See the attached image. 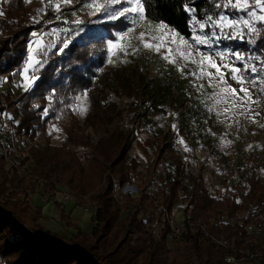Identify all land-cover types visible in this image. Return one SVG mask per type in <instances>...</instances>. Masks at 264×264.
I'll use <instances>...</instances> for the list:
<instances>
[{"label":"trees","instance_id":"obj_1","mask_svg":"<svg viewBox=\"0 0 264 264\" xmlns=\"http://www.w3.org/2000/svg\"><path fill=\"white\" fill-rule=\"evenodd\" d=\"M222 1L146 0L145 15L151 22L163 21L183 36L190 37L189 15L184 12L183 5H194L198 9L197 18L201 19L218 14L222 9L216 4H222ZM0 12L4 13L0 15V75L11 83L25 57V45L31 33L48 30L54 23L46 25L40 21L30 24L24 0H0ZM51 17L47 10L46 19ZM124 27L122 20L101 25L92 20L72 28L71 32L75 34L70 32L64 39L70 41L68 48L63 54H56L64 41L61 40L49 51L47 63L36 73L39 79L29 91L15 98L10 88L1 93L0 115L8 111L19 138L30 143L23 161L29 159L33 162L30 179L15 181L13 178L8 181L9 185H23L26 181V185L32 188L38 182L44 191L53 193L59 184L77 194L76 204L79 206L86 199L78 196L89 195L95 209L91 216L94 226L88 234L82 233L69 217L62 215L65 226L76 230L75 234L66 236L44 229L37 223L28 226L24 219L27 204L20 202V206L19 201H8L6 188L0 187L1 264H226L225 256L234 253L216 247L210 237L222 238L237 250L254 248L264 251V235L254 239L242 229L246 224L264 223V204L254 216L240 218L252 211L257 195L264 194V176L260 174L264 162L244 170L234 192L211 196L203 177L189 171L179 157L171 154L172 142L167 141L158 149L157 136L152 134L138 147L147 153L151 150L156 161L164 157L163 162L173 169L172 172L161 179L164 185L155 191L142 189L138 200L129 195H115L114 191H121L132 183L141 167L128 144L133 134L91 139L87 130L104 123L108 125L112 122L109 117L117 114L108 98L113 93L122 94L126 84L122 86L123 79L112 74L109 76L104 70V44L113 38V32ZM256 40L255 51L264 53V39ZM236 45L241 49L245 46L244 42L231 43L232 47ZM11 52L16 55L12 56ZM154 91L151 93L152 107L162 103L161 90ZM84 93H87L95 113L92 111L80 120L68 106ZM44 109H49L47 116L43 115ZM59 119L64 139L59 146H51L46 139V127L49 122ZM43 138L47 140L43 148L31 145ZM91 170L98 175L97 181L92 183L88 177ZM180 194L184 195L179 199ZM11 195L13 199L18 197V194L14 196L15 193ZM116 197L124 198V202ZM130 199L136 200L134 203L138 205ZM179 201L184 204L185 224L195 226L185 225L176 238L165 216L172 214L173 206ZM139 214L144 220L138 218ZM228 219L235 221L231 223ZM157 222L162 227L155 235L153 226ZM198 225L208 236L203 235V231L196 227ZM134 234L138 238L136 246H132ZM168 240L177 245L176 248L169 249Z\"/></svg>","mask_w":264,"mask_h":264},{"label":"rangeland","instance_id":"obj_2","mask_svg":"<svg viewBox=\"0 0 264 264\" xmlns=\"http://www.w3.org/2000/svg\"><path fill=\"white\" fill-rule=\"evenodd\" d=\"M88 2L89 0H81V3L74 2L71 5H64L62 0H51V6H49L47 2L42 4V0H24V6L29 12L28 22L30 24L35 23L34 20L36 19L44 21L46 25L54 23L48 30H43L41 32L35 31L38 34H43V42L50 46L49 51L55 48L61 40H64L70 34L72 28L81 26L72 23V21H75L77 18L84 21L82 26L92 20L97 25L113 24L118 20H122L125 23L124 29L118 32L113 30L115 31L113 32V38L106 40L104 44L106 52L104 70H107L109 76L112 74L123 79L124 83L122 86L126 84L122 94L117 95L113 93L108 98V101L115 106L117 114L109 117V120L112 122L108 125L104 123L96 128L87 130L91 139L105 138L108 136L120 137L119 134H127L129 132L133 134V139L128 144L131 146V153L137 156L141 167L138 174L133 178L132 183L125 185L121 191H114L115 195L117 197L120 196V194H123V196L129 195L131 199L138 200L142 189H144L145 192L151 190L155 191L158 187L164 185V181H161V179L172 172L173 169H171L166 162H163L164 157L156 161V155L152 153L151 150L147 153L143 152L138 147V144L142 145L148 135L152 134L157 136L156 146H158V149L163 143L167 141L172 142L171 154L175 155L176 158L179 157L187 165L189 171L195 174L199 173L203 177L205 187L208 189L211 196H217L218 194L222 196L223 194L234 192L239 185L240 174L244 170H249L252 167H256L261 162H264V95L259 97L261 101L259 107L256 105L252 106V114L260 112V115L255 117V122L247 116L238 114H229L231 115V119H226L224 108L227 107V105H216L212 111H209V107L212 105L213 101L208 99V95L213 92V89L205 87L203 90H199L192 87L191 81L193 78L191 76L184 78L181 73L176 70L175 65L169 64L166 60L162 59V56L165 55V49L174 47L171 43V38L167 40L162 39L160 41H148V37L145 36V41L150 43H161L164 46L161 47L159 53L152 49L144 48L135 37H139L141 32L149 31L147 25L151 21L148 19L139 21V23L135 25L134 31L127 32V30L132 27L129 21L134 18L133 16H129L128 21L122 18L113 21L99 13L90 15V10L84 7ZM98 2L103 3L104 0H98ZM226 2L227 0H223L222 4ZM57 3L61 4L62 10L60 12L55 11V5ZM125 6L127 5L125 4ZM41 8L44 9V12L38 13L37 10ZM47 10H49L53 16L50 19H46ZM111 10L112 9H109V11ZM225 10L229 11V13L227 12L224 14L232 18L242 15L239 13L234 14L233 10ZM46 21H51V23H46ZM65 21H67V23H65ZM151 23L155 24V22ZM53 28L58 30L55 35L51 34ZM166 31V29L152 31L151 34L153 36H163V33ZM206 31L209 30L206 29ZM32 33L29 36L28 43L25 45V57L21 59V63L15 71L17 77L11 83H8L6 78L0 75V96L7 88H10L13 92V98L25 92L24 79L20 73L23 72L27 64L29 42L35 39ZM71 33L75 34V32ZM125 33L127 34L124 35L123 40H121V35ZM129 37H132L130 40L131 46L126 47L129 43ZM258 38L259 37H250L249 39ZM109 40L118 44V47H113L111 51H109ZM233 42L238 44L244 42L245 46L242 49L237 47V45L232 47L231 43ZM53 44L55 46H52ZM254 47L255 44L249 42L228 39L220 40L218 43H215L212 48L200 46L201 51L205 54H212L217 63L220 62L221 56L225 58V63L231 62L233 59L231 56L232 51L242 52L245 55H248L252 51L260 54L258 51H255ZM134 48H139V51L133 52ZM11 55L15 56L16 54L11 52ZM183 63V60L177 58V64L183 65ZM188 67L194 69L195 66L190 64ZM237 67H240L239 62H237ZM257 67L259 68L260 65L257 64ZM185 71H188V69H185ZM211 71L214 73L215 69H211ZM224 71L227 70L225 69ZM196 83L207 85L208 80H198ZM229 83L232 84V87L239 90L240 86L234 81L230 80ZM155 89L161 90L159 94L160 98H162V103L152 107L151 93L155 92ZM253 99H257L255 93ZM78 107L85 110L78 111L76 110ZM68 109L73 111L80 120H84L92 111L95 113L91 107L89 97L86 96L85 98L84 94L77 96L74 102L68 106ZM240 111H242V109L239 107L235 110L236 113ZM217 113H221V115H217ZM7 116L9 117V114H7ZM60 122V119L49 122L46 127V139L51 146H59L64 139ZM174 125L175 127H173ZM46 139L36 140L31 145L43 148L46 145ZM181 141H183V143H181ZM29 146L30 143H28L26 139L19 138L16 146V151H18L20 158H22L19 165H17L18 162L15 161L17 159H0V187L6 188L8 201H19L18 203L20 206L21 203L27 204L24 219L28 226L31 225V223L38 224L40 219V204L54 201V198L58 196H55L50 191H44L41 184L38 182H35L32 188L26 185V181L23 185H9L8 181L13 178L15 181H21L25 178L30 179L33 162L29 159L26 162L23 161ZM185 146L189 149L188 151H185ZM14 161L15 164L13 163ZM260 174L264 176V170L261 169ZM105 176L106 174H104L102 180L105 179ZM88 177L91 183L98 179V175L92 170ZM64 188L65 187L56 184L54 192ZM13 193H15L14 196L18 194V197L13 199V195H11ZM183 195L184 194H180L179 199L182 198ZM78 197L82 199L86 198V200H83L84 203L81 206L84 207L86 204L89 206L91 205V209L82 207L86 212L83 210V214L85 213V221L80 231L88 234L92 231L90 219L95 209L89 201V195ZM51 198L53 199L51 200ZM117 199L124 202V198ZM136 200L131 201L134 203ZM134 204L138 205L137 203ZM263 204L264 194L260 193L257 195L251 210L258 212L262 209ZM20 206H18V208H20ZM183 206L184 204L181 201L177 202L173 206L174 211L172 214L165 216L168 218L172 229L179 226L182 219H185L182 210ZM159 209L160 208H158L157 211ZM138 218L144 220L142 214H139ZM219 218L220 217L217 219ZM210 222H212V220ZM39 225L48 229L46 228V224L40 223ZM153 227V232L157 235L162 225L157 222ZM148 228L150 229L152 227L149 226ZM62 233L66 236H71L66 231ZM137 239L136 234H134L132 237V246L137 245ZM176 246L177 245L173 244L170 240L167 241V247L169 249L176 248ZM72 262H76V260H72Z\"/></svg>","mask_w":264,"mask_h":264},{"label":"snow or ice","instance_id":"obj_3","mask_svg":"<svg viewBox=\"0 0 264 264\" xmlns=\"http://www.w3.org/2000/svg\"><path fill=\"white\" fill-rule=\"evenodd\" d=\"M47 2L51 6V0H42V4ZM81 3V0H62L64 5H71L73 3ZM125 4L127 6H125ZM119 6V7H115ZM146 0H104L103 3L98 0H89L84 5L89 9L90 15L102 14L109 20L124 19L128 21L129 16L134 18L129 21L132 27L127 32L134 31L135 25L139 21L146 20L145 15ZM217 8L222 9L215 16L208 15L205 18L198 19L196 13L198 9L189 3L183 5V10L189 15V24L191 26L190 37H185L170 25L163 21H159L155 24L148 23L147 28L149 31L141 32L139 37H135L140 41V44L147 49H152L157 53L160 52L161 47L164 45L161 43H150L145 41V36L148 37V41H160L162 39L167 40L171 38V43L174 47H168L165 49V55L162 59L166 60L169 64L176 66V70L181 73L184 78L191 76L192 87L199 90H203L205 87L212 88L213 92L208 95V99L213 101L209 107V111H212L216 105H227L224 108V114L226 119H231L229 114H238L241 116H247L255 122V117L260 115V112L253 113V105L260 106L261 101L259 97L264 95V53L257 54L254 51L245 55L242 52L232 51V61L225 63V58L221 56L220 62L217 63L212 54H205L201 51L200 46L212 48L215 43L220 40H241L256 44V39H249L250 37H259L264 39V0H227L224 4H216ZM109 9H112L109 11ZM224 9L233 10L238 15L236 18L224 14ZM62 10L61 4L55 5V11L60 12ZM38 13H43L44 9H38ZM4 13L0 12V15ZM35 23H39L38 19L34 20ZM51 23V21H46ZM67 23V21H65ZM72 23L76 25H82L84 21L77 18ZM167 30L163 33V36H153L152 31ZM208 29L209 31H206ZM57 29L53 28L51 34L55 35ZM83 31L82 28L79 29ZM122 34L120 39L123 40ZM34 40L29 42V55L27 64L20 73L24 79L25 91H29L39 76L37 72L42 70L47 63V56L49 53V45L43 42V34L36 32L32 33ZM126 47H130V40ZM69 40L62 41V46L58 48L57 55L63 54L68 48ZM52 46H55L54 44ZM109 51L113 47H118V44L114 41H108ZM139 51V48H134L133 52ZM127 54V53H126ZM177 58L183 60V65L177 64ZM239 62L240 67H237ZM194 65L193 68H189V65ZM257 64L260 67H257ZM188 69V71H185ZM211 69H215L213 73ZM227 71H224V70ZM207 79L208 83L197 84L196 81ZM234 81L238 84L239 90L232 87L229 81ZM254 93L257 99H253ZM242 94V95H241ZM86 98L87 93H84ZM241 108L242 111L236 113L237 108ZM78 111H84L83 108H77ZM49 109H44V115L47 116ZM221 115V113H217ZM175 127V125L173 126ZM58 130V129H56ZM183 143V141H181ZM189 149L185 146V151ZM239 203V201H237Z\"/></svg>","mask_w":264,"mask_h":264},{"label":"built area","instance_id":"obj_4","mask_svg":"<svg viewBox=\"0 0 264 264\" xmlns=\"http://www.w3.org/2000/svg\"><path fill=\"white\" fill-rule=\"evenodd\" d=\"M7 114L8 111L6 110L4 111L3 114L0 115V159H5V160L17 159L15 161L18 162L17 165H19V162L22 159L20 158V154L18 153V151H16L17 148L16 146L19 140V136L17 135L16 132V124L10 120ZM15 161L13 162L14 164ZM52 194H54L55 196L58 195L59 201L61 203L63 202L76 203L77 200L76 194H74L70 189L66 187ZM52 199L53 198H51V200ZM90 206L86 204L84 205V207L83 206L81 207L85 209H91ZM256 213H257L256 211H250L248 214L240 216V218L243 217V219H246L247 216L252 217ZM228 221L232 223L235 221V219H230V220L228 219ZM185 225L190 227L195 226L193 223L185 224L184 219H182L181 224L177 226L175 229H173L176 238H178V233L184 230ZM196 227H199L203 231L204 236H208L207 232L203 229L202 226L198 225ZM242 229L247 236L253 237L254 239L260 238L261 236L264 235V223L246 224L242 226ZM210 239L212 240V242L215 244L216 247L228 249L234 253L232 255L225 256L224 261L226 264H264V251L261 252L254 248L237 250L234 248L232 243L222 238L210 237Z\"/></svg>","mask_w":264,"mask_h":264},{"label":"crops","instance_id":"obj_5","mask_svg":"<svg viewBox=\"0 0 264 264\" xmlns=\"http://www.w3.org/2000/svg\"><path fill=\"white\" fill-rule=\"evenodd\" d=\"M39 207L40 219L38 221V224H46V228H48L47 230L52 232L64 234L62 232L66 231L70 235L75 234L76 230L74 228H67L65 226V222L61 220L62 215L69 217L75 227H78L79 229H81V227L83 226L82 224L85 221V213L83 214L84 209H82L81 206L71 202L61 203L58 196L54 198V201L41 203ZM90 224L93 229L94 224L92 223V221L90 222Z\"/></svg>","mask_w":264,"mask_h":264}]
</instances>
